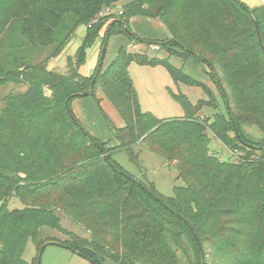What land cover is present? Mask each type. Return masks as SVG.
I'll list each match as a JSON object with an SVG mask.
<instances>
[{"label": "trees", "instance_id": "1", "mask_svg": "<svg viewBox=\"0 0 264 264\" xmlns=\"http://www.w3.org/2000/svg\"><path fill=\"white\" fill-rule=\"evenodd\" d=\"M120 1L0 0V85H26L6 95L0 108V264H40L49 241L95 264H182L176 249L186 264H264V3L127 0L113 13ZM133 16L158 20L167 36H138L128 24ZM82 24L85 35L74 58H67L66 72L48 69ZM119 34L133 45H157L166 55L149 57L121 45L107 66L99 59L92 75H81L95 38L102 51ZM171 56L203 62L222 107L215 98L214 113L199 116L212 92L174 67ZM131 61L161 65L174 83L200 87L205 98L192 103L173 93L183 116L158 119L141 108L128 75ZM98 88L123 121L111 125L113 147L70 117L72 101L88 89L87 97L99 104ZM209 134L233 157L213 154ZM139 144L174 164L180 183L173 196H162L112 159V152L124 150L141 167ZM10 199L22 207L9 209ZM57 212L89 237L61 227ZM43 227L67 238L44 237ZM28 240L36 248L29 262L23 258Z\"/></svg>", "mask_w": 264, "mask_h": 264}, {"label": "rangeland", "instance_id": "2", "mask_svg": "<svg viewBox=\"0 0 264 264\" xmlns=\"http://www.w3.org/2000/svg\"><path fill=\"white\" fill-rule=\"evenodd\" d=\"M127 0L118 2V5L111 11L118 13L121 5ZM249 8H253L263 3L260 0H240ZM118 7V8H117ZM111 19L105 21L99 30V36L104 35V31L108 26ZM129 27L131 31L135 32L138 36L149 39L163 38L165 28L158 20L148 19L141 16H133L129 19ZM86 31L85 25H79L74 34L69 38L68 42L62 48L61 52L55 57L51 58L47 62V68L59 73H65L67 69V58H74L77 49L82 43ZM95 38L93 43L86 50L85 60L79 65L78 72L83 76H90L97 67L98 61L101 57V39ZM128 38L123 35H113L109 38L105 49V55L103 59V67L107 66L115 57L116 51L119 46L126 45L132 52L143 51L149 57L157 56L164 57L165 54L161 49L155 50L151 46H145L141 43H135L134 45L127 43ZM44 55H41L42 58ZM169 62L176 68H182L185 74L190 77L205 83L212 92L213 100L209 104L210 106H204L198 111L199 116L205 117L214 113L213 106L215 104V98L220 102L222 107V101L219 96L218 90L215 84L210 80V76L207 75L205 70L209 72V69L203 62L187 60L182 61L177 56H171ZM128 75L137 91L139 102L143 111H147L154 117L167 120L171 118L181 117L184 114L182 107L173 98V93L182 92L187 98L195 103L199 99H204L205 94L200 87L188 86L182 83L176 84L172 81L168 71L161 65H140L131 61L127 67ZM26 89V85L20 83H6L0 85V108L3 105V98L6 95L23 92ZM97 98H100L99 104L91 97L76 98L71 103V109L73 114L80 122V124L86 128V130L93 136L97 137L101 141H106L107 146L113 147L117 142L111 139V125L116 127L123 126V121L112 106V104L103 96L101 89H97ZM251 133L256 138H261L260 133L256 128H250ZM209 149L210 151L219 156L223 160L232 158L228 148L223 146L218 140L209 134ZM135 151L139 154V160L141 167L134 164L127 152L124 150H117L112 152L111 157L116 161L125 171L130 175L141 181H147L154 185L156 191L162 196H173V187L180 182H177V170L174 164H168L165 159L150 152L144 144H139L135 147ZM231 155V157H230ZM22 204L17 199H10L8 208H21ZM60 217V226L73 232L81 237H89V233L84 230L83 227L77 223L72 222L62 212H57ZM41 234L44 237L57 238L60 241L65 240L67 237L60 230L50 227H43ZM185 241V242H184ZM182 245L185 247L188 254L192 255L189 249V244L184 240ZM176 253L182 262L186 264V257L181 250L176 249ZM36 255L35 245L31 240H28L23 258L26 261H30ZM40 264H95L93 261L83 258L71 249L47 243L41 253ZM101 264H118L110 260H103Z\"/></svg>", "mask_w": 264, "mask_h": 264}, {"label": "water", "instance_id": "3", "mask_svg": "<svg viewBox=\"0 0 264 264\" xmlns=\"http://www.w3.org/2000/svg\"><path fill=\"white\" fill-rule=\"evenodd\" d=\"M105 49H106L105 47L102 48V51H101V57H100V60H101V61H102L103 58H104V55H105ZM100 66H101V62L99 63V68H100ZM98 70H99V69H98ZM91 86H92V84H91ZM89 94H90V89H88L87 91H85V92L79 94V97H80V98L87 97ZM70 117H71V119H72L76 124H78V125L80 126L81 129H83V126L80 125V124L78 123V121L75 119V117H74L73 115H71ZM48 243H49V242H48ZM50 243H51V244H57V245H61V246L67 247V246H65V245H63V244H61V243H58L57 241H50Z\"/></svg>", "mask_w": 264, "mask_h": 264}, {"label": "built area", "instance_id": "4", "mask_svg": "<svg viewBox=\"0 0 264 264\" xmlns=\"http://www.w3.org/2000/svg\"><path fill=\"white\" fill-rule=\"evenodd\" d=\"M260 2H261V3H264V0H260ZM109 11H110V10L107 9V10H106V13L109 12ZM119 12H120V11H119ZM152 47H153V49H155V50H158V49H159V47H158L157 45H152Z\"/></svg>", "mask_w": 264, "mask_h": 264}, {"label": "crops", "instance_id": "5", "mask_svg": "<svg viewBox=\"0 0 264 264\" xmlns=\"http://www.w3.org/2000/svg\"><path fill=\"white\" fill-rule=\"evenodd\" d=\"M167 36V33L163 34V37ZM127 43L129 44V41H127ZM165 54V53H164ZM166 55V54H165Z\"/></svg>", "mask_w": 264, "mask_h": 264}]
</instances>
